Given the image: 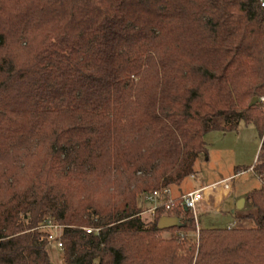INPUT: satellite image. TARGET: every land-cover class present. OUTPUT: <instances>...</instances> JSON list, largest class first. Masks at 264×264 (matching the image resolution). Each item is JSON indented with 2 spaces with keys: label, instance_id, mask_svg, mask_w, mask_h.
I'll return each mask as SVG.
<instances>
[{
  "label": "trees",
  "instance_id": "1",
  "mask_svg": "<svg viewBox=\"0 0 264 264\" xmlns=\"http://www.w3.org/2000/svg\"><path fill=\"white\" fill-rule=\"evenodd\" d=\"M261 1L0 0V264H52L46 221L63 264H264V179L250 229L196 239L189 211L163 231L139 215L211 131L252 125L264 174Z\"/></svg>",
  "mask_w": 264,
  "mask_h": 264
},
{
  "label": "rangeland",
  "instance_id": "2",
  "mask_svg": "<svg viewBox=\"0 0 264 264\" xmlns=\"http://www.w3.org/2000/svg\"><path fill=\"white\" fill-rule=\"evenodd\" d=\"M205 143L208 152L206 156L198 157L194 165V176L185 179L180 186H173V193L193 191L220 183L228 184L229 195L216 207H213L214 198L207 201L208 207L203 204L198 206L196 211L198 228L200 230L253 228L254 222L246 216L256 214L247 197L252 191L261 188L258 175L251 170L256 163L261 144L258 132L252 125L241 123L235 131L209 132L205 137ZM237 168H242V171L235 173ZM240 199H247L243 209H239ZM161 237L169 239L171 234L163 233ZM47 251L52 264H63L62 251L57 250L54 245L48 246Z\"/></svg>",
  "mask_w": 264,
  "mask_h": 264
},
{
  "label": "built area",
  "instance_id": "3",
  "mask_svg": "<svg viewBox=\"0 0 264 264\" xmlns=\"http://www.w3.org/2000/svg\"><path fill=\"white\" fill-rule=\"evenodd\" d=\"M261 6L264 7V0L261 1ZM257 103L261 106V109L264 112V97L258 98ZM253 167L251 168L252 171H254ZM258 177L260 180H263L264 174ZM228 189V184H214L209 187H202L197 190L187 192L178 198L173 197L170 187L154 190L152 192L144 193L141 195V212L139 215L155 217L159 212H161V216L165 217L167 216V213L174 212L179 209L189 211L191 212L196 224L195 238L198 239L199 229L197 226L196 217L198 206L203 203H207L210 198H215L220 190ZM35 231L38 232L39 242H46L48 246L54 245L57 250L63 251L64 246L61 241L62 227L60 225L55 224L51 221H46ZM84 231L87 234L98 233V229L94 228H84ZM180 239L183 240V236L181 234Z\"/></svg>",
  "mask_w": 264,
  "mask_h": 264
},
{
  "label": "water",
  "instance_id": "4",
  "mask_svg": "<svg viewBox=\"0 0 264 264\" xmlns=\"http://www.w3.org/2000/svg\"><path fill=\"white\" fill-rule=\"evenodd\" d=\"M257 104V98H253L249 104L250 107ZM182 226V221L178 217H162L159 219L157 223V228L160 231L171 229V228H179Z\"/></svg>",
  "mask_w": 264,
  "mask_h": 264
},
{
  "label": "crops",
  "instance_id": "5",
  "mask_svg": "<svg viewBox=\"0 0 264 264\" xmlns=\"http://www.w3.org/2000/svg\"><path fill=\"white\" fill-rule=\"evenodd\" d=\"M206 137V136H205ZM261 145V144H260ZM259 149H260V146H259ZM259 152V151H258ZM257 156H258V154H257ZM256 159H257V157H256ZM171 188V193H172V195H173V197H175V198H178V197H180L181 195H183V194H185V193H187V192H190V191H180V193H177V194H174L173 193V187H170ZM202 188V187H201ZM229 192H230V188L228 189V190H220L218 193H217V195L215 196V202H214V205H213V207H216L217 206V204L222 200V199H224L227 195H229ZM248 198V197H247ZM247 200V199H246ZM246 200L245 199H240L239 200V209H243L244 207V204L246 203ZM249 202V201H248ZM250 203V202H249ZM203 205H205L206 207H208L209 206V204L208 203H203ZM241 206V207H240ZM255 210V209H254ZM255 213H256V211H255ZM251 215H253V214H251ZM172 217V216H171ZM199 229V228H198Z\"/></svg>",
  "mask_w": 264,
  "mask_h": 264
}]
</instances>
